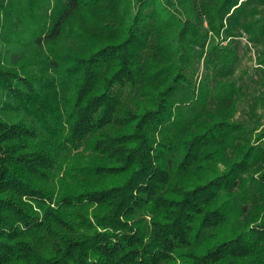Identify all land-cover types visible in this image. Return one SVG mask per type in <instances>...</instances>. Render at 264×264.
Returning a JSON list of instances; mask_svg holds the SVG:
<instances>
[{"label": "trees", "instance_id": "trees-1", "mask_svg": "<svg viewBox=\"0 0 264 264\" xmlns=\"http://www.w3.org/2000/svg\"><path fill=\"white\" fill-rule=\"evenodd\" d=\"M0 264H264V0H0Z\"/></svg>", "mask_w": 264, "mask_h": 264}, {"label": "rangeland", "instance_id": "rangeland-1", "mask_svg": "<svg viewBox=\"0 0 264 264\" xmlns=\"http://www.w3.org/2000/svg\"><path fill=\"white\" fill-rule=\"evenodd\" d=\"M242 43L244 44V38L242 39ZM240 55H241V66H240V70H246L248 72L249 75H254L255 76V64H254V55H253V50L250 51L249 54L244 53V49L242 48L240 50ZM256 79V78H254ZM256 89V86L252 85L251 89Z\"/></svg>", "mask_w": 264, "mask_h": 264}]
</instances>
